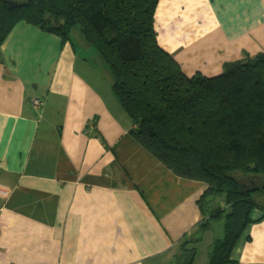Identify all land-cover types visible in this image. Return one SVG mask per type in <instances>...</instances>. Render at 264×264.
<instances>
[{
  "label": "crops",
  "instance_id": "obj_1",
  "mask_svg": "<svg viewBox=\"0 0 264 264\" xmlns=\"http://www.w3.org/2000/svg\"><path fill=\"white\" fill-rule=\"evenodd\" d=\"M154 27L185 74L212 77L264 52V0H159ZM112 84L83 38L63 44L19 22L0 44V264H163L186 237H222L209 212L229 211L224 196L201 205L203 183L145 152ZM261 176L241 185L264 187ZM251 200L236 264H264V189Z\"/></svg>",
  "mask_w": 264,
  "mask_h": 264
},
{
  "label": "trees",
  "instance_id": "obj_2",
  "mask_svg": "<svg viewBox=\"0 0 264 264\" xmlns=\"http://www.w3.org/2000/svg\"><path fill=\"white\" fill-rule=\"evenodd\" d=\"M25 1L8 9L0 0V44L19 22L63 44L78 28L109 68L129 136L173 176L203 183L201 205L224 196L229 211L209 212L210 220L223 218V233L207 264H236L231 252L249 221L251 195L264 189L241 185L264 174V52L243 55L212 77L188 76L157 42L159 0ZM181 252L175 263L191 264L195 248Z\"/></svg>",
  "mask_w": 264,
  "mask_h": 264
},
{
  "label": "rangeland",
  "instance_id": "obj_3",
  "mask_svg": "<svg viewBox=\"0 0 264 264\" xmlns=\"http://www.w3.org/2000/svg\"><path fill=\"white\" fill-rule=\"evenodd\" d=\"M71 38L74 39V40L81 39L82 38V36H81L78 28H74L73 30H71ZM250 176L253 177V175H250ZM260 178H262L264 180V176H261ZM218 236L221 237V232H218ZM214 238H217V236H214V231L207 230L206 236H205L203 242L198 241L196 243H193V245L192 244H189L188 245V243L186 245L185 244L186 243V240H187V237H186L181 242L180 245H178L177 247H175L169 253V255L166 254V251L158 254L159 255V257H158L159 259L158 260L163 261L164 262L163 264H177L174 261L176 255H179V254L181 255V253H182L181 251H183L184 249H190V248L194 247L195 248V254H194V258H193V261H192L191 264H204L205 263V255H204L202 249H205L209 245H212V243L214 241ZM175 245H173V247ZM187 257H188L187 255H184V257H183L184 262H185V260H186ZM156 264H159V263H156ZM178 264H180V263L178 262Z\"/></svg>",
  "mask_w": 264,
  "mask_h": 264
},
{
  "label": "water",
  "instance_id": "obj_4",
  "mask_svg": "<svg viewBox=\"0 0 264 264\" xmlns=\"http://www.w3.org/2000/svg\"><path fill=\"white\" fill-rule=\"evenodd\" d=\"M5 4L8 6V9H11L15 6H25V0H5Z\"/></svg>",
  "mask_w": 264,
  "mask_h": 264
},
{
  "label": "built area",
  "instance_id": "obj_5",
  "mask_svg": "<svg viewBox=\"0 0 264 264\" xmlns=\"http://www.w3.org/2000/svg\"><path fill=\"white\" fill-rule=\"evenodd\" d=\"M31 105L33 108H38L39 105H41V102L37 99L31 100ZM4 191L0 190V196H7Z\"/></svg>",
  "mask_w": 264,
  "mask_h": 264
},
{
  "label": "bare ground",
  "instance_id": "obj_6",
  "mask_svg": "<svg viewBox=\"0 0 264 264\" xmlns=\"http://www.w3.org/2000/svg\"><path fill=\"white\" fill-rule=\"evenodd\" d=\"M42 104H43V103H42ZM42 104H41V105H39V106H38V108H39V107H42ZM214 221H215V220H214Z\"/></svg>",
  "mask_w": 264,
  "mask_h": 264
}]
</instances>
